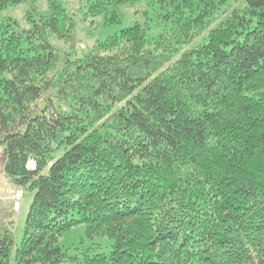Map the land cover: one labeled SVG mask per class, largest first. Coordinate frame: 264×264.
Wrapping results in <instances>:
<instances>
[{
	"label": "trees",
	"instance_id": "obj_1",
	"mask_svg": "<svg viewBox=\"0 0 264 264\" xmlns=\"http://www.w3.org/2000/svg\"><path fill=\"white\" fill-rule=\"evenodd\" d=\"M46 1L0 22L1 171L34 192L0 264H264V0L203 38L227 0H153L156 37L133 23L74 59L48 35L148 0ZM79 225L111 251H62Z\"/></svg>",
	"mask_w": 264,
	"mask_h": 264
},
{
	"label": "rangeland",
	"instance_id": "obj_2",
	"mask_svg": "<svg viewBox=\"0 0 264 264\" xmlns=\"http://www.w3.org/2000/svg\"><path fill=\"white\" fill-rule=\"evenodd\" d=\"M245 7V0H227L226 4L218 11L214 20L211 21L208 29L200 36L203 38L215 26H217L225 17L234 10H241ZM35 10L36 18L48 17L49 10L46 0H26L20 5L8 8L0 12V22H15L18 29H29L31 23L26 20L28 13ZM158 8L154 5L153 0L140 2L123 11V19L120 25L105 27L100 18L85 19L81 14L75 21L74 42L56 39L53 35H48L49 43L56 49L59 54L68 53L74 58L82 57L89 48L96 42L102 41L110 35L131 26L133 23H149L151 30L148 33L150 37H156L162 30L153 24L156 19ZM199 38V39H200ZM187 48H183L182 51ZM60 155V154H59ZM1 168V155H0ZM13 188V187H12ZM18 189H7L8 199L0 198V228H6L10 231L14 245H18L22 239L24 223L33 200L34 192L23 191V196L19 200V209H13V194ZM11 199H10V198ZM57 246L68 253L75 255L77 250L90 249L94 255L108 254L111 251V243L107 238L88 239L85 235V226L79 225L65 236L58 240Z\"/></svg>",
	"mask_w": 264,
	"mask_h": 264
},
{
	"label": "crops",
	"instance_id": "obj_3",
	"mask_svg": "<svg viewBox=\"0 0 264 264\" xmlns=\"http://www.w3.org/2000/svg\"><path fill=\"white\" fill-rule=\"evenodd\" d=\"M7 189H11L12 191L13 188L11 185V181L3 175L0 168V198L4 197V199H8Z\"/></svg>",
	"mask_w": 264,
	"mask_h": 264
},
{
	"label": "built area",
	"instance_id": "obj_4",
	"mask_svg": "<svg viewBox=\"0 0 264 264\" xmlns=\"http://www.w3.org/2000/svg\"><path fill=\"white\" fill-rule=\"evenodd\" d=\"M28 167L30 168L33 167L32 161L28 163ZM22 195H23V192L20 189L16 190L15 193L13 194V201H14L13 209L15 210L19 209V200L22 197Z\"/></svg>",
	"mask_w": 264,
	"mask_h": 264
}]
</instances>
